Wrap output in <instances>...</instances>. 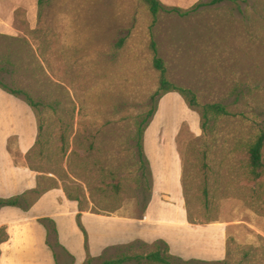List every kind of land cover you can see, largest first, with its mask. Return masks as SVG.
Wrapping results in <instances>:
<instances>
[{
    "label": "rangeland",
    "instance_id": "rangeland-1",
    "mask_svg": "<svg viewBox=\"0 0 264 264\" xmlns=\"http://www.w3.org/2000/svg\"><path fill=\"white\" fill-rule=\"evenodd\" d=\"M161 1L188 10L211 0ZM30 11L22 3L19 31L0 34V81L38 103L28 163L41 189L61 186L81 209L143 216L153 179L140 143L159 85L153 39L171 82L192 89L201 105L228 110L205 120L179 92L157 99L152 121L178 142L191 219L228 226L225 259H170L264 264V175L249 162L264 130V0H223L184 16L161 10L154 24L142 0H43ZM159 248L137 240L99 256L88 251L82 264L126 257L121 264H161L146 257ZM57 252L58 264H77Z\"/></svg>",
    "mask_w": 264,
    "mask_h": 264
},
{
    "label": "crops",
    "instance_id": "crops-1",
    "mask_svg": "<svg viewBox=\"0 0 264 264\" xmlns=\"http://www.w3.org/2000/svg\"><path fill=\"white\" fill-rule=\"evenodd\" d=\"M39 0H0V34L14 36L16 12ZM31 42V40H28ZM194 118V117H193ZM195 128L197 122L195 120ZM39 136L36 109L0 86V197L26 195L27 208H0V264H57L47 243L43 218L57 223L59 239L82 264L88 251L99 256L113 245L141 240H165L173 255L185 260H223L227 256L228 226L214 221L198 223L190 216L184 183V163L178 142L161 135L156 120L147 127L144 149L152 172V193L141 217L81 210L65 189L54 186L33 201L40 181L28 163ZM82 211L80 227L78 215Z\"/></svg>",
    "mask_w": 264,
    "mask_h": 264
},
{
    "label": "trees",
    "instance_id": "trees-1",
    "mask_svg": "<svg viewBox=\"0 0 264 264\" xmlns=\"http://www.w3.org/2000/svg\"><path fill=\"white\" fill-rule=\"evenodd\" d=\"M142 1L149 8L153 16V24H154L156 23L157 16L161 10H165L168 12H177L180 15L184 16L190 13L191 11L197 10L200 7L206 6L208 4H215L223 0H211L210 2L200 1L193 8L188 9V10H183L182 8L178 6L167 7L163 4L161 0H142ZM42 2L43 0H39V4H42ZM151 48L154 52L153 64H154V67L159 72V85H158V89L151 95V98H150V102L154 106L149 110L148 120L146 122L144 131L151 124L152 117L156 113L157 99L169 92H174V91L179 92L186 99L190 107L200 110L202 119L208 120L211 114L221 115V114L228 113V110L224 104L208 103V104L201 105L198 101L197 94L192 89L178 86L174 84L173 82H171L167 77V68H166L164 59L158 55L157 44L155 40L153 39L151 41ZM0 86L3 87L5 90H7L9 93L15 96L21 97L25 102H27L29 105L33 106L34 108L38 106V103L27 92L21 89L11 88L1 81H0ZM203 128H204V125H203ZM140 149H141V153L145 154L143 143H140ZM263 151H264V130L260 133L256 141L250 146V149H249V162L253 169V173L256 177H261L262 175H264ZM149 171L151 173V169ZM50 188L41 189V186H40L38 189L34 190L35 195H34L32 202L36 201L40 197L41 194H43L45 191H47ZM70 198L79 201V198H74V197H70ZM30 204H31V201L28 199L26 195H16V196H12L9 198L0 197V208L5 207V206H19V207L27 208L28 205ZM81 210L83 211L85 209H81ZM82 211L78 215V221H79L80 227L85 231L82 221H81ZM42 222L47 229V243L54 252L57 264H58V257H59V253L57 252V249H61L63 253L65 252L71 255L72 257H75L67 249V247L61 243L59 239L57 223L55 222V220L52 218H43ZM52 235L55 237L54 243H52L50 240ZM157 241L164 244V249L159 248L156 251H153L148 256H146L147 259H149L152 262L161 263V264H173L170 258L174 255L170 251L169 244L163 239H159ZM127 259H130V258L126 257L124 259H112V260H107L103 263H96L93 259L90 258L86 264H121L125 262ZM189 261H198V260L191 259Z\"/></svg>",
    "mask_w": 264,
    "mask_h": 264
}]
</instances>
